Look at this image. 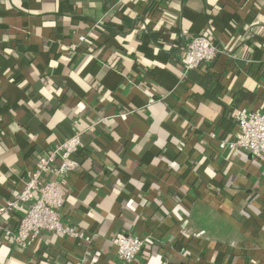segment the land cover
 <instances>
[{
    "label": "crops",
    "instance_id": "0c3cea01",
    "mask_svg": "<svg viewBox=\"0 0 264 264\" xmlns=\"http://www.w3.org/2000/svg\"><path fill=\"white\" fill-rule=\"evenodd\" d=\"M210 28L223 52L183 77ZM241 107L264 109V0H0V208L81 131L62 215L83 235L0 232V264H127L126 233L131 264H264V157L219 146Z\"/></svg>",
    "mask_w": 264,
    "mask_h": 264
},
{
    "label": "built area",
    "instance_id": "2783aa9c",
    "mask_svg": "<svg viewBox=\"0 0 264 264\" xmlns=\"http://www.w3.org/2000/svg\"><path fill=\"white\" fill-rule=\"evenodd\" d=\"M86 39L85 35L79 37ZM223 50L214 40L205 35H197L188 42L183 55V77L199 68L203 63L214 61ZM238 130L232 139L219 141L221 149L241 150L255 157H264V109L239 108L237 112ZM216 138L215 133H211ZM82 144V132L77 131L67 139L49 147L32 169L26 171L23 186L13 199L0 208V232L15 246L28 248L40 237L42 231L56 233L74 240L82 238L75 226L64 221L62 208L67 201L69 175L79 162L75 155ZM50 174L52 178H47ZM24 205V206H23ZM24 208L16 228L7 222L14 211ZM117 256L127 264L136 261L147 248V239L133 233L116 235L112 239Z\"/></svg>",
    "mask_w": 264,
    "mask_h": 264
},
{
    "label": "trees",
    "instance_id": "16d2710c",
    "mask_svg": "<svg viewBox=\"0 0 264 264\" xmlns=\"http://www.w3.org/2000/svg\"><path fill=\"white\" fill-rule=\"evenodd\" d=\"M205 36H208L209 38L212 39V36H214V32L213 30L208 29L206 30V32L203 34ZM86 40V39H85ZM84 40V41H85ZM218 46V45H217ZM219 47V46H218ZM222 49V48H221ZM195 81L198 82L199 84H201L203 87L208 88L210 85H212L213 81H216V84L219 81V76L213 73H208L205 76H200V75H196L195 77ZM238 112V111H237ZM236 117H237V113H236ZM16 196V195H15ZM7 238V237H6ZM8 239V238H7Z\"/></svg>",
    "mask_w": 264,
    "mask_h": 264
}]
</instances>
